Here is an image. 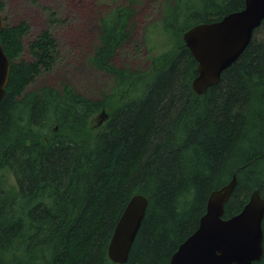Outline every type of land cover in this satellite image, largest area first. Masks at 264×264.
I'll return each mask as SVG.
<instances>
[{"label": "trees", "instance_id": "trees-1", "mask_svg": "<svg viewBox=\"0 0 264 264\" xmlns=\"http://www.w3.org/2000/svg\"><path fill=\"white\" fill-rule=\"evenodd\" d=\"M244 5L167 2L162 32L176 39L140 71L112 62L138 40L134 9H111L101 18L91 63L109 72L113 83L96 99L70 83L27 92L37 75L54 67L58 41L48 27L29 43L34 60L18 61L30 26L3 27L11 73L0 101V177L11 169L17 189L0 182V261L119 264L108 256L110 239L130 198L143 193L147 212L124 264H169L197 229L210 193L234 173L238 182L225 217L239 213L254 189L264 197V20L204 94L192 88L198 62L182 38L193 25ZM55 15L51 11V24ZM103 111L108 118L99 124ZM256 264H264V254Z\"/></svg>", "mask_w": 264, "mask_h": 264}, {"label": "water", "instance_id": "water-1", "mask_svg": "<svg viewBox=\"0 0 264 264\" xmlns=\"http://www.w3.org/2000/svg\"><path fill=\"white\" fill-rule=\"evenodd\" d=\"M264 20V0H245V6L219 20L201 22L183 33L185 45L198 62V75L192 88L204 94L220 82L222 73L245 51L254 31ZM0 12V31L5 26ZM11 73V60L0 41V101L6 94ZM108 114L99 115V124ZM237 175L213 190L197 229L172 254L169 264H256L264 254V197L258 188L251 192L243 209L225 217V203L231 197ZM149 204L143 193L134 194L126 204L108 246L114 263L127 262ZM0 264H5L0 261Z\"/></svg>", "mask_w": 264, "mask_h": 264}, {"label": "rangeland", "instance_id": "rangeland-1", "mask_svg": "<svg viewBox=\"0 0 264 264\" xmlns=\"http://www.w3.org/2000/svg\"><path fill=\"white\" fill-rule=\"evenodd\" d=\"M132 1L135 0H0L4 4L1 12L5 25L26 21L30 26L23 37L24 50L18 61L34 60L29 43L44 29L52 28L58 41L60 54L54 67L37 75L26 91L44 86L60 88L63 83H70L84 96L101 98L110 89L113 76L94 66L91 56L100 43L101 18L120 5H130L134 9L131 23L134 38L138 41L129 42L119 49L112 62L133 71L150 68L152 56L164 51L176 39L164 35L161 23L165 4L174 0ZM51 11L56 13L54 17L58 21L55 24L50 23ZM0 180L9 188L17 189L11 169L4 168Z\"/></svg>", "mask_w": 264, "mask_h": 264}, {"label": "bare ground", "instance_id": "bare-ground-1", "mask_svg": "<svg viewBox=\"0 0 264 264\" xmlns=\"http://www.w3.org/2000/svg\"><path fill=\"white\" fill-rule=\"evenodd\" d=\"M245 6V5H244Z\"/></svg>", "mask_w": 264, "mask_h": 264}]
</instances>
